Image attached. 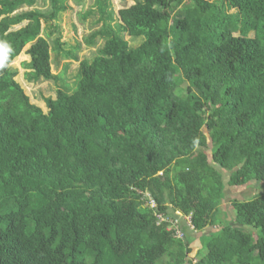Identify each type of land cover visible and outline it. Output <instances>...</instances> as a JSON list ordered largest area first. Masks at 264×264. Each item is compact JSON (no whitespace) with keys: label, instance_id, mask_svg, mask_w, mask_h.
Returning <instances> with one entry per match:
<instances>
[{"label":"trees","instance_id":"obj_1","mask_svg":"<svg viewBox=\"0 0 264 264\" xmlns=\"http://www.w3.org/2000/svg\"><path fill=\"white\" fill-rule=\"evenodd\" d=\"M45 1L0 0V264H264V191L215 219L226 186L264 185V0H93L70 47L69 0ZM28 44L47 111L11 65Z\"/></svg>","mask_w":264,"mask_h":264},{"label":"rangeland","instance_id":"obj_2","mask_svg":"<svg viewBox=\"0 0 264 264\" xmlns=\"http://www.w3.org/2000/svg\"><path fill=\"white\" fill-rule=\"evenodd\" d=\"M112 6L115 11V13H118V11L125 7L130 6L134 3V0H111ZM187 0H175V5L181 6L183 2ZM46 1L44 0H37V7L43 8L46 5ZM93 3V0H82V2L76 3L74 0H69L70 8L62 14L59 20V24L62 28V40L66 42V46L70 47V44H74L76 39L82 40L83 35L87 34L91 30L92 25V17H88L85 22H81L79 19V12L85 11L88 7L91 6ZM26 22H23L20 25L15 26V28H19L20 26L24 25ZM126 39H129L128 36H126ZM65 46V47H66ZM29 47V44L26 45L23 49V51L20 53L18 57L15 58V60L12 62L11 65L18 68V74L16 76V80L21 84L23 87L25 93L30 97V100L33 103L38 104L44 111H47V108L45 106V103L43 100H41L44 97H56V85L51 81H44L41 83H29L24 78V66L23 62L29 60V55L25 53V50ZM80 59L90 58L91 57V50L87 48H83L82 51L79 53ZM65 61L69 60H61L60 65L56 68L53 64L51 67L52 73L56 74L58 72H63V63ZM79 61H72L68 69L66 70V73L64 75V79L69 83L71 87L74 86L76 82V74L78 70ZM224 179L227 180L228 173H224ZM263 183H257L256 181H251L246 185L231 187L226 186L224 196L219 204V214L221 212L220 217H216L215 219H220L221 222L225 223H231L235 220V213L233 211V208L231 206V202L233 199H240V200H251L256 198L255 195L258 193H261L264 191V185ZM229 220H232L231 222ZM234 224V223H233ZM216 227L220 226L219 221L215 224ZM246 231H250V227L244 226L243 227ZM215 227H208L202 232H194L189 231L188 237L193 238L194 241L192 243L193 251L191 252L190 257H195L197 251L202 248L201 238L204 235H208L210 232L214 231ZM187 234V233H186ZM185 234V235H186ZM205 251L203 249L202 254H204ZM195 262V259L193 260V263Z\"/></svg>","mask_w":264,"mask_h":264},{"label":"clouds","instance_id":"obj_3","mask_svg":"<svg viewBox=\"0 0 264 264\" xmlns=\"http://www.w3.org/2000/svg\"><path fill=\"white\" fill-rule=\"evenodd\" d=\"M11 51L10 46L6 42H0V68L5 66L7 53Z\"/></svg>","mask_w":264,"mask_h":264},{"label":"built area","instance_id":"obj_4","mask_svg":"<svg viewBox=\"0 0 264 264\" xmlns=\"http://www.w3.org/2000/svg\"><path fill=\"white\" fill-rule=\"evenodd\" d=\"M151 205H154V203H153L152 201H151ZM174 228L176 229L177 226L174 225ZM175 232H176V234H177L178 236H180V237L182 236V235H181V231H180L179 229H176Z\"/></svg>","mask_w":264,"mask_h":264}]
</instances>
